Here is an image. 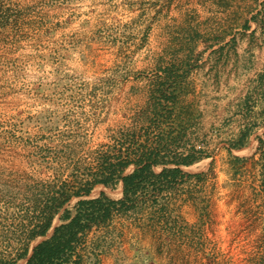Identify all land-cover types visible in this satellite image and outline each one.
Here are the masks:
<instances>
[{"label":"rangeland","instance_id":"1","mask_svg":"<svg viewBox=\"0 0 264 264\" xmlns=\"http://www.w3.org/2000/svg\"><path fill=\"white\" fill-rule=\"evenodd\" d=\"M167 67L185 74L181 105L194 117L176 150H202L183 170L205 176L117 219L124 237L89 264H264V0H0V261L17 256L34 220L29 186L91 163L90 151L136 118L148 125L143 112ZM64 116L89 121L77 155L60 151ZM45 118L59 131L42 137ZM246 130L235 162L229 149ZM51 147L59 152L39 173L35 151ZM102 192L122 199L121 186L91 197Z\"/></svg>","mask_w":264,"mask_h":264},{"label":"trees","instance_id":"2","mask_svg":"<svg viewBox=\"0 0 264 264\" xmlns=\"http://www.w3.org/2000/svg\"><path fill=\"white\" fill-rule=\"evenodd\" d=\"M244 28L250 30V22ZM161 71L164 76H159L160 82L150 91L153 104L143 112L148 125L141 126L142 117L136 118L135 124L123 126L110 136L113 142L92 149L91 163L78 162L64 169L58 168L46 183L29 186L34 220L23 231L17 256L13 260H2L0 264H17L21 260H25V264H89L90 261H99L107 253L111 240L124 237L123 230L118 227L124 228V225L116 224L117 219L155 207L158 197L174 190L178 182L205 176L183 170V167L193 166L205 158L202 150L196 146L186 153L176 150L194 123L192 111L181 105V97L189 90L183 83L185 74L175 67ZM89 106L95 111L102 107L95 101ZM64 121L67 128L60 133L66 144L60 151L77 155L84 151L88 138V133L80 129L84 125L82 121H89L86 118L71 120L69 116H64ZM56 122L59 125L60 121ZM57 129L58 126L45 118L42 137L59 131ZM250 136V131H244L229 149L235 162L243 160L235 156L233 150L245 147ZM260 142L264 144L263 139ZM52 151L59 152L58 147L35 151V155L41 158L34 166L36 171L41 173ZM158 167L163 168L161 172L156 171ZM66 169L69 172H65ZM99 185L110 189L121 186L122 199L115 200L105 192L92 198ZM73 199H78L75 211L68 207ZM57 217L62 224L55 227ZM94 233H98L96 238L89 242ZM39 238L43 240L33 246Z\"/></svg>","mask_w":264,"mask_h":264}]
</instances>
